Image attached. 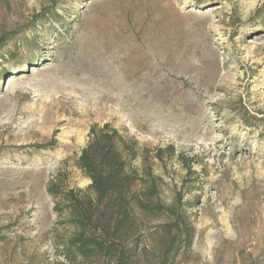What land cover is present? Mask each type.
Segmentation results:
<instances>
[{
	"label": "rangeland",
	"instance_id": "obj_1",
	"mask_svg": "<svg viewBox=\"0 0 264 264\" xmlns=\"http://www.w3.org/2000/svg\"><path fill=\"white\" fill-rule=\"evenodd\" d=\"M105 123L137 153L130 223L74 254L47 186L94 198L78 158ZM118 257L264 264V0H0V264Z\"/></svg>",
	"mask_w": 264,
	"mask_h": 264
},
{
	"label": "trees",
	"instance_id": "obj_2",
	"mask_svg": "<svg viewBox=\"0 0 264 264\" xmlns=\"http://www.w3.org/2000/svg\"><path fill=\"white\" fill-rule=\"evenodd\" d=\"M90 134L89 141L80 151L78 165L91 180L89 188L94 198L89 195L80 196L73 189L60 191L53 188L52 183L47 186L48 193L53 196L62 195L71 210V221L77 228V234L70 239L69 245L73 248L70 251L85 256L93 253H108L113 250L112 237L129 226L127 194L138 179V173L131 165L137 155L133 143H126L119 131L107 123L100 127L93 126ZM121 148L127 150L128 160L123 156ZM153 189L154 186L151 183L148 186V192L153 194ZM137 203L144 209L159 208V205L149 204L151 202L144 201L140 197L137 198ZM97 211L102 215L100 219L95 218ZM94 221L98 224L101 233L89 235L87 234L88 226ZM192 237L193 229L190 225L184 224L181 226L177 239L171 241L167 249L175 252L179 245L188 248ZM122 253L124 254V251ZM122 257H118V263L126 264Z\"/></svg>",
	"mask_w": 264,
	"mask_h": 264
}]
</instances>
